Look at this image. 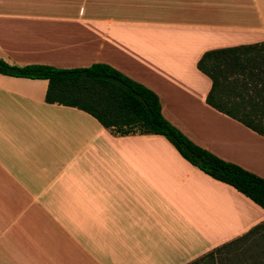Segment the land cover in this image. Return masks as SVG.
<instances>
[{"label": "crops", "instance_id": "obj_1", "mask_svg": "<svg viewBox=\"0 0 264 264\" xmlns=\"http://www.w3.org/2000/svg\"><path fill=\"white\" fill-rule=\"evenodd\" d=\"M264 41V0H0V59L107 63L195 144L264 177V136L206 102L210 49ZM0 73V264H188L264 209L160 134H118Z\"/></svg>", "mask_w": 264, "mask_h": 264}, {"label": "trees", "instance_id": "obj_2", "mask_svg": "<svg viewBox=\"0 0 264 264\" xmlns=\"http://www.w3.org/2000/svg\"><path fill=\"white\" fill-rule=\"evenodd\" d=\"M197 68L211 80L206 102L264 136V41L207 50L198 59ZM0 73L46 79V102L84 110L113 133L163 135L191 164L264 209V177L195 144L163 116L155 92L113 66L103 62L70 68L15 66L0 59ZM260 230H264V221L188 264L231 260ZM249 260L236 264L258 261Z\"/></svg>", "mask_w": 264, "mask_h": 264}, {"label": "rangeland", "instance_id": "obj_3", "mask_svg": "<svg viewBox=\"0 0 264 264\" xmlns=\"http://www.w3.org/2000/svg\"><path fill=\"white\" fill-rule=\"evenodd\" d=\"M236 253L238 255H231V260H224L218 264H236L244 258H249L250 262L258 260L255 264H264V230H260L258 234L246 242L244 248L236 251Z\"/></svg>", "mask_w": 264, "mask_h": 264}]
</instances>
